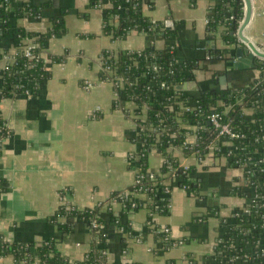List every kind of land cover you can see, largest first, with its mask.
<instances>
[{"label": "crops", "instance_id": "0c3cea01", "mask_svg": "<svg viewBox=\"0 0 264 264\" xmlns=\"http://www.w3.org/2000/svg\"><path fill=\"white\" fill-rule=\"evenodd\" d=\"M214 1L151 0V7L143 8L153 21H171L165 28L176 30L170 39L175 60L192 64L188 79L192 83L185 91L193 94L201 93V86H218L221 76L226 88H241L259 74L256 66L249 65L227 70L232 62L230 49L239 41L236 34L234 43L223 39V24L208 33L207 17ZM232 1L225 3L229 6ZM24 3L39 6V13L18 16L16 26L45 32L53 18L62 16L65 31L50 38L42 53L49 76L40 82L38 92L0 100V118L8 129L0 145V239L32 244L30 260L16 262L11 254H0V264H42L38 246L47 240H53L55 251L71 264L82 261L95 237L80 216H55L63 205V194L76 212L98 208V226L104 232L109 261L213 264L212 256L221 255L216 249L224 226L221 219L231 225L235 211H245L247 205L235 192L244 184L243 168L230 166L226 157L214 153L218 149L201 160L172 150L180 164L195 167L197 190L192 193L173 185L167 193V213L151 212L144 193H134V200L141 204L134 209L107 201L132 186L137 166L128 159L136 162L142 143L135 105L126 103L128 115L112 108L115 94L112 84L99 78V55L103 50L113 56L121 50H141L149 38L132 30L125 38L113 40L102 30V9L89 0H12L11 6ZM251 4L245 35L264 49V0H251ZM151 43L163 48L166 39L155 36ZM0 53L1 72L15 53L11 35L0 34ZM52 56L63 60L54 62ZM243 112L245 118L253 119V108ZM138 117L144 118L143 114ZM187 128L186 142L193 144L196 128ZM163 159L162 153L151 150L146 158L147 173L158 174ZM213 203L219 209L216 215H209ZM59 225H67L68 231H61ZM162 228L168 229L173 241L166 249L155 237Z\"/></svg>", "mask_w": 264, "mask_h": 264}, {"label": "trees", "instance_id": "16d2710c", "mask_svg": "<svg viewBox=\"0 0 264 264\" xmlns=\"http://www.w3.org/2000/svg\"><path fill=\"white\" fill-rule=\"evenodd\" d=\"M11 1L0 0V34H9L14 41L15 53L0 72V100L15 94L37 93L39 84L47 79L49 70L46 68L42 53L50 38L65 31L62 16L51 20L52 24L45 32L25 30L15 25V20L22 15H36L39 6L21 4L11 6ZM92 6H102V30L113 40H121L132 30L143 32L148 38L146 47L141 50H121L116 56L103 50L99 55V78L112 81L115 94L112 108L129 114L126 103L132 102L135 111L136 124L140 127L138 137L142 143V151L135 165L143 177L140 183L132 185L131 193L120 203L125 209L140 207L134 198V191L140 185L148 189L144 193L149 202L146 207L151 212L167 213V193L177 185L186 191L195 192L196 169L193 166L180 164L172 154L176 149L183 156L195 155L199 160L209 153V145L214 138L211 125L206 114L220 112L230 128L241 135L229 140L222 137L215 154L226 157L230 166L243 168L244 184L235 188L237 195L247 200L245 211L236 210L231 219V225L223 223L216 249L221 255L212 256L213 264H264V60L255 61L259 70L257 78L248 86L241 88H226L201 92L198 98L175 89L176 85L192 77V64L175 60L172 35L176 30L164 27L162 21H153L143 13L145 6L151 7V0H89ZM243 17L242 0H233L229 6L225 0H215L207 17V30L210 34L217 25L223 24V39L227 43L235 42V32ZM162 36L166 39L163 48H156L152 38ZM32 45L31 55L25 56V48ZM0 53V58H1ZM222 55V52H220ZM52 61L60 62L62 57L52 56ZM109 69L108 71L106 69ZM200 109V111L198 110ZM253 108V119L244 116V109ZM142 110V111H141ZM143 114V119L138 117ZM188 126H194L196 140L193 144L186 142L185 135L189 133ZM8 134L4 121L0 118V145L2 138ZM227 140L229 143L222 145ZM151 150L163 154V162L159 173L148 179L146 158ZM169 150V151H168ZM175 176L176 181L168 184L163 181ZM119 193V192H118ZM117 194V193H114ZM133 208V209H134ZM219 206L216 203L208 207L209 215H216ZM97 207L76 212L67 210L61 205L55 216L78 215L87 223L96 216ZM202 217H207L204 214ZM92 229L93 240L89 251L78 264H136L132 261H109L106 256L105 237L103 230ZM61 231H68L67 225H59ZM160 247L169 248L173 241L166 239V234L157 232ZM32 244L12 242L3 243L0 254H11L16 262L30 260L28 248ZM42 264H71L54 249L53 240L41 242L38 246ZM229 258V259H228ZM192 263V262H191ZM171 264V263H170Z\"/></svg>", "mask_w": 264, "mask_h": 264}, {"label": "built area", "instance_id": "2783aa9c", "mask_svg": "<svg viewBox=\"0 0 264 264\" xmlns=\"http://www.w3.org/2000/svg\"><path fill=\"white\" fill-rule=\"evenodd\" d=\"M4 1L8 2V0H4ZM97 6L101 8L103 6V4L99 3V4H97ZM170 23H171V21L169 19H166L163 22L164 27H165V25H169ZM32 47H33L32 45H28L25 48V52H24L25 56H30L31 55ZM99 68H101L100 65H99ZM106 70L108 71L109 69H106ZM110 83L113 84L112 81H110ZM198 110L200 111L199 108H198ZM206 119H207V122L211 125L212 130L214 132V138H213L212 142L209 145V151L214 150L215 148L218 149V145H219L218 143L220 142L222 137H226L228 140H233V139L239 138L241 136L238 133L234 132L230 128L229 122H226V121L223 120L222 115H221L220 112L212 111V112L206 114ZM128 160H129L130 164L135 165V163H134L135 159L134 158H129ZM135 166H137V165H135ZM185 168H187V166H184V169ZM153 175L154 174H149V173L146 174L148 179H151L153 177ZM142 177H143V174L140 172L139 168L137 167L135 179H134V182H133L132 185L134 186V185L140 183ZM174 178H175V176L173 175L171 178L165 179L163 181V183L164 184H168ZM147 189L148 188L145 187L144 185H140L138 187V190H133V191H134V193H139V191L140 192H143V191L145 192ZM129 193H131V191L130 190H126V191L119 192L117 194H113V195L108 197L107 201L108 202H116V201L120 202V200L126 198ZM65 199H66V195L63 194V196H61V200H62L63 206L67 210L72 209L71 206L66 204ZM133 205H132L131 208H133ZM89 225H90L89 227L92 228V229L98 227V223H97V221L94 218L91 219V221L89 222ZM159 232L165 233L166 234V239L167 238L169 239V232H168L167 228H162V229L159 230ZM3 243H8L9 244V243H12V242L0 239V248H2Z\"/></svg>", "mask_w": 264, "mask_h": 264}, {"label": "water", "instance_id": "95a60500", "mask_svg": "<svg viewBox=\"0 0 264 264\" xmlns=\"http://www.w3.org/2000/svg\"><path fill=\"white\" fill-rule=\"evenodd\" d=\"M243 2V17L236 29V36L237 42L234 47H231L230 49V60L232 61L227 66V70H236L239 68L247 67L249 65L250 67H254V61L256 59H262L264 60V49L258 47L255 45L249 37L245 35V28L247 27L248 23L251 20L252 17V4L251 0H242ZM236 57V61H233V58ZM225 78L221 76L219 78V85L218 86H211L203 87L201 86V92L204 91H211V90H225L226 86L223 84ZM191 80H186L182 84L176 85L175 89L184 91L191 85ZM189 94V96H192L194 98H198L200 96V92H197L196 94L186 92Z\"/></svg>", "mask_w": 264, "mask_h": 264}]
</instances>
